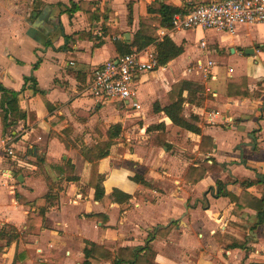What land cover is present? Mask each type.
Returning <instances> with one entry per match:
<instances>
[{"label": "crops", "instance_id": "1", "mask_svg": "<svg viewBox=\"0 0 264 264\" xmlns=\"http://www.w3.org/2000/svg\"><path fill=\"white\" fill-rule=\"evenodd\" d=\"M210 1L218 0H0V83L22 91L25 113L4 134L0 122V264H82L91 244L110 257L90 264H116L125 249L151 251L149 264H264V224L249 208L251 197L264 203V25L166 35L182 53L135 79L137 110L83 93L95 68L120 57L116 43L159 19V3L187 12ZM71 2L92 4L89 15L84 5L69 17ZM148 24L153 41L134 51L157 53L165 28ZM240 78L248 96L229 98L228 80ZM180 81L190 84L183 117L197 134L160 111ZM202 136L210 154L199 151ZM107 142L106 155L92 157ZM193 168L205 171L196 184L185 179ZM218 181L250 204L236 210Z\"/></svg>", "mask_w": 264, "mask_h": 264}, {"label": "trees", "instance_id": "2", "mask_svg": "<svg viewBox=\"0 0 264 264\" xmlns=\"http://www.w3.org/2000/svg\"><path fill=\"white\" fill-rule=\"evenodd\" d=\"M84 5L88 6L87 15L90 13V8L92 7V4H86L83 2H80L79 4L70 3V7L66 8L64 11L69 15V17L77 12V11H84ZM158 11L160 12L159 19L152 21L149 20H141L142 28L143 30L135 35V38L132 43H127L126 41H120L116 43V49L117 52L120 54V56H125L127 54H130L134 52V50H141L142 48L148 46L152 41V35L155 31V27H151L150 22H155L156 27H162L165 29H169L171 27V20L174 14L177 13H185L180 12V10L170 7L168 5L159 3L158 4ZM150 8H148V12H150ZM128 11L131 12V3L128 4ZM70 37H65L66 42H68ZM182 53V48H179L173 44V42L167 38V36L164 37L162 42L159 44L157 48L156 53V59H157V65L158 66H164L177 56H179ZM40 63V59L37 60L36 64L33 66V69H36ZM24 81H32L33 83V91L34 92H40L36 88V82L33 77L30 78H24ZM189 83L180 81L176 84L172 85L170 91L168 92V105L165 106L163 109H160V111L164 112V114L169 118V120L172 122L174 126L180 127L182 129H185L187 131H190L192 133H198V129L188 120H186L183 117V103L184 100L182 98V93L185 89L189 88ZM22 91L15 92L12 90H8L5 87L2 86L0 83V122L2 127V134L6 132L8 128L13 126L18 121L25 119V113L20 110L19 108V96ZM227 96L229 98H236V97H246L248 96V85L245 78H240L238 80H228L227 83ZM191 120H194V118H191ZM158 127V126H157ZM155 128V127H154ZM153 128L148 129V131H151ZM115 130V131H114ZM114 134H112L110 137H116L118 133H116L117 129H114ZM154 130V129H153ZM110 143L107 142L105 144H98L90 151L92 154V157L95 156L96 158H102L106 155L105 151L110 147ZM214 148V144L211 138L202 136L201 137V143L199 145V151L200 153H211ZM205 171L201 168H193L190 169L188 175H186L185 179L187 181H191L192 184L198 183L204 176ZM191 176H194V179H191ZM254 183H259V180L254 181H244L241 182L242 186L249 187L252 186ZM216 188L218 193H220L223 197L229 198L233 203H235V209L240 210L248 205H244L242 198L235 197L231 193H229L226 190V185L218 181L216 183ZM103 195V192H97L95 194V200H100ZM250 202H253L249 205V208L254 209L257 212L258 217V225L264 224V203L262 199H255L250 198ZM31 215V214H30ZM136 253V249H125L120 250V259L116 264H149V262L152 260L154 255L151 251L145 250L144 256L140 257L134 254ZM85 260L82 264H90L88 261L89 258L102 260V259H108L110 257V254L105 252V250L102 247H99L97 245L91 244L90 249L84 250ZM152 264V263H150Z\"/></svg>", "mask_w": 264, "mask_h": 264}, {"label": "built area", "instance_id": "3", "mask_svg": "<svg viewBox=\"0 0 264 264\" xmlns=\"http://www.w3.org/2000/svg\"><path fill=\"white\" fill-rule=\"evenodd\" d=\"M264 25V0H218L201 3L187 12L174 14L169 29L157 32L156 40L179 31H215L233 35L240 26ZM206 44L200 43L204 48ZM211 63H208L210 66ZM73 69V64H69ZM153 49L134 51L108 60L95 68L86 81L83 93L99 104L119 103L139 109L133 86L140 75L159 69ZM8 156L13 154L5 148Z\"/></svg>", "mask_w": 264, "mask_h": 264}, {"label": "rangeland", "instance_id": "4", "mask_svg": "<svg viewBox=\"0 0 264 264\" xmlns=\"http://www.w3.org/2000/svg\"><path fill=\"white\" fill-rule=\"evenodd\" d=\"M261 28H259V30H260ZM198 32H201V31H198ZM196 33V35L194 36L195 38H193V41H192V43H194V47L197 49L198 48V44H199V38H198V34H200V33ZM258 32H261V31H258ZM202 33V32H201ZM202 34H205V33H202ZM193 87V86H192ZM190 111H191V109H187V114H189L190 113ZM192 141L191 140H188V142H187V146H185V148L186 149H188V150H191L192 149Z\"/></svg>", "mask_w": 264, "mask_h": 264}, {"label": "water", "instance_id": "5", "mask_svg": "<svg viewBox=\"0 0 264 264\" xmlns=\"http://www.w3.org/2000/svg\"><path fill=\"white\" fill-rule=\"evenodd\" d=\"M127 38H128V37H127ZM249 51H251V52H249L250 54L253 53L252 50H249ZM249 53H248V51H246V54H249ZM257 178H258L259 180H261V181L264 180V177L261 176V175H258Z\"/></svg>", "mask_w": 264, "mask_h": 264}]
</instances>
